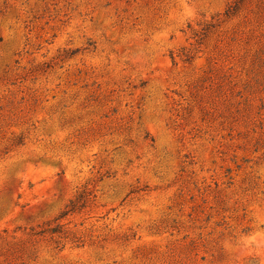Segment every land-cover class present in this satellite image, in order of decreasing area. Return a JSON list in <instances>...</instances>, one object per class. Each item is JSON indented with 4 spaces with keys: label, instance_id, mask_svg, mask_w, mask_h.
Returning <instances> with one entry per match:
<instances>
[{
    "label": "rangeland",
    "instance_id": "rangeland-1",
    "mask_svg": "<svg viewBox=\"0 0 264 264\" xmlns=\"http://www.w3.org/2000/svg\"><path fill=\"white\" fill-rule=\"evenodd\" d=\"M0 264H264V0H0Z\"/></svg>",
    "mask_w": 264,
    "mask_h": 264
}]
</instances>
